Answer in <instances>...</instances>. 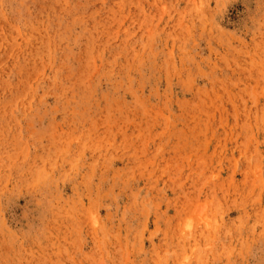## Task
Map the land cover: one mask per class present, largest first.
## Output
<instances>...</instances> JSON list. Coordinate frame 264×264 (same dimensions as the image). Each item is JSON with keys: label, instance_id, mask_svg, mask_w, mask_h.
I'll use <instances>...</instances> for the list:
<instances>
[{"label": "rangeland", "instance_id": "1", "mask_svg": "<svg viewBox=\"0 0 264 264\" xmlns=\"http://www.w3.org/2000/svg\"><path fill=\"white\" fill-rule=\"evenodd\" d=\"M0 264H264V0H0Z\"/></svg>", "mask_w": 264, "mask_h": 264}]
</instances>
